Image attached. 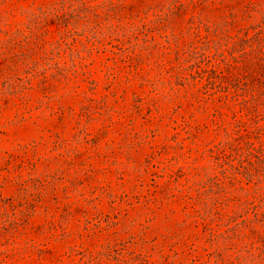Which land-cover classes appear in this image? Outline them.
<instances>
[{"label": "rangeland", "instance_id": "rangeland-1", "mask_svg": "<svg viewBox=\"0 0 264 264\" xmlns=\"http://www.w3.org/2000/svg\"><path fill=\"white\" fill-rule=\"evenodd\" d=\"M0 264H264V0H0Z\"/></svg>", "mask_w": 264, "mask_h": 264}]
</instances>
